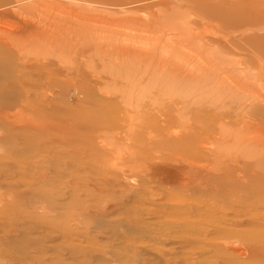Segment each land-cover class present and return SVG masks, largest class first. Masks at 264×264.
<instances>
[{
	"label": "rangeland",
	"instance_id": "1",
	"mask_svg": "<svg viewBox=\"0 0 264 264\" xmlns=\"http://www.w3.org/2000/svg\"><path fill=\"white\" fill-rule=\"evenodd\" d=\"M216 1L162 0L169 11L264 17V0ZM73 8L118 11L104 2ZM12 11L0 19L16 27ZM71 42L61 53L0 41L8 75L0 80V264H264V158L212 142L223 129L213 133L212 117H198L200 94L168 97L162 77L138 82L135 65L123 71L110 42L93 63L82 41L80 51ZM185 181L223 189H176Z\"/></svg>",
	"mask_w": 264,
	"mask_h": 264
},
{
	"label": "bare ground",
	"instance_id": "2",
	"mask_svg": "<svg viewBox=\"0 0 264 264\" xmlns=\"http://www.w3.org/2000/svg\"><path fill=\"white\" fill-rule=\"evenodd\" d=\"M64 1L0 0V8L13 4L11 10L18 21V26L14 27L10 22L0 19V41L10 50H29L42 45L54 47L55 49H51H58L61 53L72 41L70 47L74 45L79 51L80 47L92 51L88 56L92 63L97 52H101L105 59L102 44L110 42L111 56H117L116 61L123 65H135V71L142 74L138 82L151 73L152 76H149L153 79L156 76L162 77L163 81L158 83L157 87L161 92L164 90L162 93L168 97L177 91L183 99L185 95L192 97L200 94L201 98L197 102L198 117H212L205 124L213 133L216 132L215 128L223 129L216 132L219 136L209 137L212 142H218L220 138L222 141L225 139L230 142L238 157L249 151L255 161L260 162L264 158V123L259 118L264 117L261 113L264 110V35L261 34L264 27H256L258 24L263 25V16L256 17L251 13L252 15L240 14L230 17L228 11L226 16L216 15L218 12L214 8L217 7L212 6L214 1L209 5L210 8L214 7L211 10L216 11L215 15L210 8L208 10L211 14H205L206 7L202 10L204 14L190 13L189 9L179 11V8L169 11L170 8L162 0H68L72 6H68ZM103 2L116 6L118 11L106 10L109 11V14L105 13L106 16L110 17H103L87 15L88 11L83 14L84 8L82 13L73 8L74 3L75 6L85 3L97 10V3ZM57 4L61 9L58 6V9L55 8ZM133 8H146L149 12H142L144 16H139L141 13L137 12V16ZM52 12L58 20L50 21L49 15L46 16ZM113 12H120L121 16L111 18ZM32 15L33 20L38 18L35 23L31 21ZM218 21L220 24L215 23ZM78 26L81 30L78 29L79 33H76ZM54 37L57 41L51 40ZM79 51L76 53H80ZM3 60L0 56V80L8 77L5 74L7 65ZM257 63L261 66L258 65L260 68L255 71ZM63 65L64 63L57 66L63 69ZM126 65L121 67L122 70ZM119 66L115 69H121ZM132 72L131 68L130 74ZM5 85L10 86L7 83ZM200 185L185 181L183 186L176 189L184 192L198 191L208 195L215 191L220 193L223 189L221 185H214L213 182H206L203 187ZM237 194V200L241 201L242 195Z\"/></svg>",
	"mask_w": 264,
	"mask_h": 264
}]
</instances>
